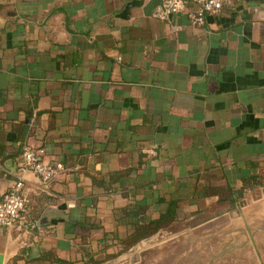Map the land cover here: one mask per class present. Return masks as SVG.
<instances>
[{
  "label": "crops",
  "instance_id": "1",
  "mask_svg": "<svg viewBox=\"0 0 264 264\" xmlns=\"http://www.w3.org/2000/svg\"><path fill=\"white\" fill-rule=\"evenodd\" d=\"M159 2L0 0V197L24 145L65 168L46 187L25 176L40 228L0 229L3 264L76 262L86 231L94 250L103 233H130L118 211L133 204L156 219L176 201L182 220L126 253L179 224L228 217L260 232L264 0H231L200 27L154 19ZM251 177L259 185L243 189Z\"/></svg>",
  "mask_w": 264,
  "mask_h": 264
},
{
  "label": "rangeland",
  "instance_id": "2",
  "mask_svg": "<svg viewBox=\"0 0 264 264\" xmlns=\"http://www.w3.org/2000/svg\"><path fill=\"white\" fill-rule=\"evenodd\" d=\"M259 222L260 232L253 235L240 219L228 217L187 232L179 224L154 238L152 247H138L104 264H264V221Z\"/></svg>",
  "mask_w": 264,
  "mask_h": 264
},
{
  "label": "built area",
  "instance_id": "3",
  "mask_svg": "<svg viewBox=\"0 0 264 264\" xmlns=\"http://www.w3.org/2000/svg\"><path fill=\"white\" fill-rule=\"evenodd\" d=\"M230 2L231 0H162L152 17L158 21H169L171 17L185 14L191 27H200L206 16L218 13ZM172 29L177 30L179 27L174 25ZM44 153L43 148L30 145H24L21 149L15 179L0 197V229L7 233L28 235L37 227L35 221L26 217L29 199L25 193V176L33 175L42 187H46L65 170L59 162L45 163Z\"/></svg>",
  "mask_w": 264,
  "mask_h": 264
},
{
  "label": "trees",
  "instance_id": "4",
  "mask_svg": "<svg viewBox=\"0 0 264 264\" xmlns=\"http://www.w3.org/2000/svg\"><path fill=\"white\" fill-rule=\"evenodd\" d=\"M118 173H110L109 179L114 180L116 182L119 180L117 177ZM259 183V180H256L255 177H251L244 181L243 189H253ZM227 193V194H225ZM232 191L229 189L218 190L216 194L220 197L231 194ZM142 207L138 204H133L126 206L123 209L118 211L119 219L129 221V225L131 227L130 233L125 237L120 238L118 234L111 236V234L103 233L101 238L98 237L95 239L97 245H100L99 249H93L91 246L90 235L86 230H89V226H80L81 229L85 230L86 233L80 235V244L78 245V252L80 259L76 262L65 261L59 258L54 257L53 255H48L50 264H102L106 261H109L113 258L121 256L128 252L132 247L137 245L139 242L149 239L153 235H155L159 230L168 228L171 224L175 222H179L182 220V217L179 215L180 208L176 201H169L166 204V209L163 214H161L156 219L146 218L141 214ZM27 219L31 221H35L37 223V219L30 218L28 215V207H27ZM40 227H36L33 232L39 230ZM111 238L109 239V237ZM111 244H107L109 242ZM110 249L112 253H108ZM18 258L11 264H15Z\"/></svg>",
  "mask_w": 264,
  "mask_h": 264
},
{
  "label": "water",
  "instance_id": "5",
  "mask_svg": "<svg viewBox=\"0 0 264 264\" xmlns=\"http://www.w3.org/2000/svg\"><path fill=\"white\" fill-rule=\"evenodd\" d=\"M161 4H162V0H160V2H159V6H161ZM37 226L39 227L40 226V223H39V221H37ZM0 264H3V258L0 256Z\"/></svg>",
  "mask_w": 264,
  "mask_h": 264
}]
</instances>
